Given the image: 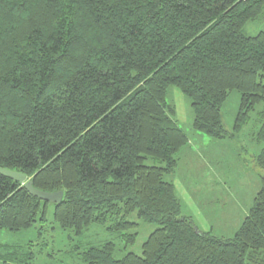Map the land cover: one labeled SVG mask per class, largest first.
<instances>
[{
    "label": "trees",
    "instance_id": "16d2710c",
    "mask_svg": "<svg viewBox=\"0 0 264 264\" xmlns=\"http://www.w3.org/2000/svg\"><path fill=\"white\" fill-rule=\"evenodd\" d=\"M264 0H0V168L58 204L0 175V230L54 222L79 236L110 223L127 244L137 223L155 224L141 255L114 260V244L88 247L85 264H264V146L260 189L231 238L200 232L181 216L174 185L187 145L166 102L173 87L190 101L192 129L228 137L220 110L239 94L234 130L261 105L264 33L245 25ZM0 260V264H9Z\"/></svg>",
    "mask_w": 264,
    "mask_h": 264
},
{
    "label": "rangeland",
    "instance_id": "374dc122",
    "mask_svg": "<svg viewBox=\"0 0 264 264\" xmlns=\"http://www.w3.org/2000/svg\"><path fill=\"white\" fill-rule=\"evenodd\" d=\"M247 36L264 33V15L248 22ZM166 102L175 107L176 125L186 134L188 143L177 155V168L164 179L172 182L181 204V216L191 219L200 232L217 238H231L247 216L260 189L261 175L255 158L264 143L256 139L261 125V105L250 113L247 123L236 132L234 122L239 107V94L229 93L223 104L221 122L228 137L213 140L192 129L190 101L177 89L167 90ZM45 222H37L28 230H0V260L9 264H85L82 252L88 247L114 244L113 259L126 254L141 255L142 244L156 229L155 224L128 218L137 223L136 238L127 244L110 232V223L91 225L77 236L73 230L61 229L53 219V206L48 205Z\"/></svg>",
    "mask_w": 264,
    "mask_h": 264
},
{
    "label": "water",
    "instance_id": "95a60500",
    "mask_svg": "<svg viewBox=\"0 0 264 264\" xmlns=\"http://www.w3.org/2000/svg\"><path fill=\"white\" fill-rule=\"evenodd\" d=\"M0 175L10 179L18 184H21L23 188L32 196L40 201L58 204L63 196L62 192H55V193H46L39 190H36L32 187L31 181L23 174L12 172L9 170H5L0 168Z\"/></svg>",
    "mask_w": 264,
    "mask_h": 264
}]
</instances>
